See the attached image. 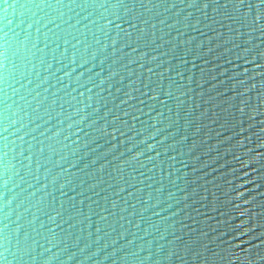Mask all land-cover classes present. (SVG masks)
<instances>
[{
	"label": "water",
	"instance_id": "1",
	"mask_svg": "<svg viewBox=\"0 0 264 264\" xmlns=\"http://www.w3.org/2000/svg\"><path fill=\"white\" fill-rule=\"evenodd\" d=\"M0 264H264V0H0Z\"/></svg>",
	"mask_w": 264,
	"mask_h": 264
}]
</instances>
